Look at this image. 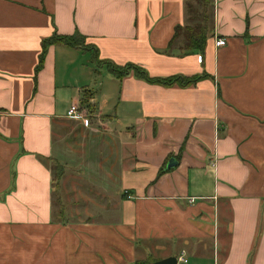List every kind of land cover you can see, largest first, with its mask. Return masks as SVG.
<instances>
[{"label": "crops", "instance_id": "crops-1", "mask_svg": "<svg viewBox=\"0 0 264 264\" xmlns=\"http://www.w3.org/2000/svg\"><path fill=\"white\" fill-rule=\"evenodd\" d=\"M210 8L0 0V264H264V0Z\"/></svg>", "mask_w": 264, "mask_h": 264}, {"label": "trees", "instance_id": "trees-1", "mask_svg": "<svg viewBox=\"0 0 264 264\" xmlns=\"http://www.w3.org/2000/svg\"><path fill=\"white\" fill-rule=\"evenodd\" d=\"M197 1L202 6L200 25L194 26V27H188L187 29H185V31L187 32V39H188L187 49H191V50L196 49V50L202 51L205 45V41H206V38L209 32V29H210V25H211L210 23L212 22L210 20L211 16L209 17L207 11H208V8L212 6L213 0H197ZM78 38H82V37L78 36V34H74L72 36H59L55 34L49 39L45 40V42L43 43L44 44L43 49L49 43H54V42H61V43H64L65 45L75 46L77 44ZM79 40L80 39H78V41ZM42 60H43V53L40 55L39 62H38L36 69L41 67ZM108 66L110 68V71L114 75H117L118 77L126 73V70L133 69L134 71H136L137 76L145 78V80L149 82L160 83L162 85H171L173 83H180V84L187 85V84H193L199 79V76H195L191 78L176 76V77H173V78L171 77L167 79H151L147 77L144 71H139L137 67L131 64H128L124 67H119V66L108 63ZM55 185H56L55 187H57L58 184L56 183ZM55 194L58 195L57 188L55 189Z\"/></svg>", "mask_w": 264, "mask_h": 264}, {"label": "built area", "instance_id": "built-area-1", "mask_svg": "<svg viewBox=\"0 0 264 264\" xmlns=\"http://www.w3.org/2000/svg\"><path fill=\"white\" fill-rule=\"evenodd\" d=\"M214 44L216 47L223 46V45H225V39L224 38H216ZM66 115L71 117V118H82L80 112L78 111V109L75 105L70 106ZM210 165H211V167H215V161H212L210 163ZM191 202H192V200H191ZM177 261L186 262V259L181 257V258H178Z\"/></svg>", "mask_w": 264, "mask_h": 264}, {"label": "water", "instance_id": "water-1", "mask_svg": "<svg viewBox=\"0 0 264 264\" xmlns=\"http://www.w3.org/2000/svg\"><path fill=\"white\" fill-rule=\"evenodd\" d=\"M176 262H177L176 257L170 256L162 260L153 262V264H176Z\"/></svg>", "mask_w": 264, "mask_h": 264}, {"label": "rangeland", "instance_id": "rangeland-1", "mask_svg": "<svg viewBox=\"0 0 264 264\" xmlns=\"http://www.w3.org/2000/svg\"><path fill=\"white\" fill-rule=\"evenodd\" d=\"M53 193H54V195H53V205H54V207H57L56 205H57L58 199L56 198L57 196L55 194V191ZM148 262H150V261H148Z\"/></svg>", "mask_w": 264, "mask_h": 264}]
</instances>
